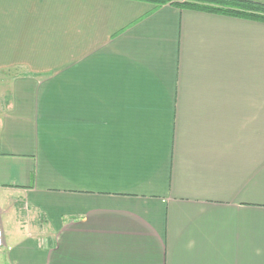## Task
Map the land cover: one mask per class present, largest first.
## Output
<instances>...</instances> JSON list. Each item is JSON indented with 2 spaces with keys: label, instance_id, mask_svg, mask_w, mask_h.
Wrapping results in <instances>:
<instances>
[{
  "label": "crops",
  "instance_id": "1",
  "mask_svg": "<svg viewBox=\"0 0 264 264\" xmlns=\"http://www.w3.org/2000/svg\"><path fill=\"white\" fill-rule=\"evenodd\" d=\"M153 8L0 0V264H264V23Z\"/></svg>",
  "mask_w": 264,
  "mask_h": 264
},
{
  "label": "trees",
  "instance_id": "2",
  "mask_svg": "<svg viewBox=\"0 0 264 264\" xmlns=\"http://www.w3.org/2000/svg\"><path fill=\"white\" fill-rule=\"evenodd\" d=\"M153 4V10L170 5L183 10L223 15L264 23V4L241 0H137Z\"/></svg>",
  "mask_w": 264,
  "mask_h": 264
},
{
  "label": "rangeland",
  "instance_id": "3",
  "mask_svg": "<svg viewBox=\"0 0 264 264\" xmlns=\"http://www.w3.org/2000/svg\"><path fill=\"white\" fill-rule=\"evenodd\" d=\"M153 5V4H151ZM8 80L0 78V110L1 107H4L6 103V87H7Z\"/></svg>",
  "mask_w": 264,
  "mask_h": 264
},
{
  "label": "built area",
  "instance_id": "4",
  "mask_svg": "<svg viewBox=\"0 0 264 264\" xmlns=\"http://www.w3.org/2000/svg\"><path fill=\"white\" fill-rule=\"evenodd\" d=\"M2 245V231L0 229V246Z\"/></svg>",
  "mask_w": 264,
  "mask_h": 264
}]
</instances>
